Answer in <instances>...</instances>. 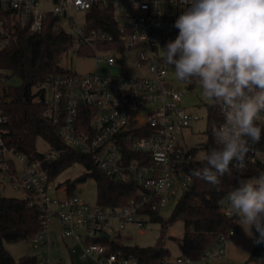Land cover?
<instances>
[{
  "label": "built area",
  "instance_id": "built-area-1",
  "mask_svg": "<svg viewBox=\"0 0 264 264\" xmlns=\"http://www.w3.org/2000/svg\"><path fill=\"white\" fill-rule=\"evenodd\" d=\"M185 7L186 0H0V51L16 41L20 29L40 32L53 17L55 29L68 32L72 38L67 54L91 56L96 63H105L118 72L101 75L69 70L55 75L44 86V102L66 148L90 156L109 178L141 187L126 206L105 209L76 191L69 195L67 184L54 186L47 166L63 149L49 146L41 157L30 159L9 147L5 141L8 117L0 96V180L9 177L15 188L26 192L24 198L40 207L43 231L31 239L34 248L47 244V229L55 219L62 238L76 244L70 252L78 259L97 264H139L133 255L112 246L122 245L130 226L144 233L143 227L150 220L144 210L160 211L168 200L180 197L192 185L193 178L184 169L192 157L190 150L181 146L179 135L203 119L183 105L184 92L198 83L179 81L174 66L165 62L162 49L178 35L173 25ZM92 9L112 12L108 25L112 31L89 26ZM131 54L141 71L135 77L128 74ZM9 75L0 68V92L9 85ZM176 82L185 90H179ZM217 113L222 124L224 116L218 106ZM257 123L264 125V119ZM249 160L264 164V152H254ZM54 191L63 196L54 199ZM224 211L233 216L231 208ZM238 223L218 237L202 260L225 257L226 245L236 236ZM101 237L109 244L99 242ZM189 262L183 257L169 260V264ZM37 264L54 263L46 258Z\"/></svg>",
  "mask_w": 264,
  "mask_h": 264
},
{
  "label": "trees",
  "instance_id": "trees-1",
  "mask_svg": "<svg viewBox=\"0 0 264 264\" xmlns=\"http://www.w3.org/2000/svg\"><path fill=\"white\" fill-rule=\"evenodd\" d=\"M91 16V18H90ZM112 19V12L92 9L89 13L90 27L108 26ZM72 47V38L64 30L55 29V19L50 17L40 32L20 29L16 41L6 49L0 51V68L10 72L9 77L18 78L19 85H11L0 92L1 107L8 117L6 128L8 134L5 141L30 159L41 157L36 148L37 141L43 139L49 146L63 149L60 157L47 166L51 180H55L63 171L75 163L82 164L86 172L74 181L67 182L68 194L76 190L77 184L88 179L97 183V204L105 209H115L126 206L135 198L141 187L135 182L116 181L106 176L87 155L66 148L61 141L57 128L53 126L45 105V84L55 75L67 74L69 70L62 66L64 55ZM207 142L202 147L205 153L215 146L211 128L221 124V117L217 113V106H208ZM259 143L251 145L246 155L245 168L242 171L231 168V175L225 174L221 178L220 190L217 191L205 181L192 176L193 183L179 197L177 205L168 220H164L159 211L144 210L150 217L149 221L161 225L162 234L155 246H124L114 245L112 249L120 247L126 254L133 255L139 264H169L171 255L165 246L168 226L176 220L184 224V235L180 239V250L183 258L199 261L204 253L215 243L222 234H227L237 226V218L225 213L229 208L222 204L228 197L229 191L238 186L239 179L258 176L264 171V164L251 162L249 157L254 152H264V125ZM192 157L190 164L184 167L191 175V170L204 165V159L198 158V149L188 152ZM1 178V177H0ZM1 182V180H0ZM42 211L37 204H31L29 198L5 197L0 194V264H37L36 257L25 256L16 260L8 252L5 243H18L31 240L43 231ZM99 242L109 244L108 239L101 237ZM257 250V249H256ZM256 252L251 257L255 260Z\"/></svg>",
  "mask_w": 264,
  "mask_h": 264
},
{
  "label": "clouds",
  "instance_id": "clouds-1",
  "mask_svg": "<svg viewBox=\"0 0 264 264\" xmlns=\"http://www.w3.org/2000/svg\"><path fill=\"white\" fill-rule=\"evenodd\" d=\"M174 40L162 48L175 77L198 83L224 122L211 128L215 146L191 176L220 190L231 168L242 171L264 119V0H186L173 25ZM233 215L254 243H264V171L239 179L228 193ZM255 228L258 236H254Z\"/></svg>",
  "mask_w": 264,
  "mask_h": 264
},
{
  "label": "rangeland",
  "instance_id": "rangeland-1",
  "mask_svg": "<svg viewBox=\"0 0 264 264\" xmlns=\"http://www.w3.org/2000/svg\"><path fill=\"white\" fill-rule=\"evenodd\" d=\"M62 66L67 70H70L78 74L94 73L97 71L101 75H118V72L111 69L105 63H96L91 56H78L76 54L68 53L64 55L62 59ZM128 74L132 77L141 75V71L136 68L133 54L130 55V62L128 64ZM9 84L19 85L21 81L15 77H9ZM175 85L181 91L185 90L184 85L181 82H176ZM183 105L190 111L198 113L202 116V120L194 123L192 127L185 130L179 135V141L186 151L192 149H198V158L204 159L205 151L203 150L204 144L207 142V109L208 106L214 105L213 101L203 95L202 88L198 84L193 89H190L183 94ZM36 148L39 152H45L48 150L49 145L43 139H39L36 144ZM86 172L84 166L79 163H75L63 171L55 180L54 186L64 187L69 181H74ZM21 176V173L18 174ZM77 193L84 199H87L90 203L96 204L97 202V183L94 179H88L85 182H80L76 186ZM0 194L5 197H18L24 198L26 192L21 188H15L10 182L9 177L4 179L0 183ZM54 199H59L63 195L61 193H52ZM179 199V195L168 200L166 204L159 211V215L168 220ZM222 204L226 207H230L228 203V197L222 200ZM144 233H141L140 229L136 226L129 227V233L124 232L122 244L124 246H140L149 247L155 246L159 237L162 234L160 223L149 221L143 227ZM49 239L47 244L40 248H34L31 240L21 241L18 243H5V247L14 259L19 260L25 256L36 257L38 261H42L46 258L54 264H97L92 260H80L76 256H71L66 246L67 240L62 238L61 228L58 222L53 221L48 226ZM184 235V224L181 220H176L174 223L168 226L166 231L165 246L170 252L172 259H176L181 255L180 239ZM225 259L218 257H208L207 260L191 261L186 264H222ZM247 264H256L250 262Z\"/></svg>",
  "mask_w": 264,
  "mask_h": 264
},
{
  "label": "crops",
  "instance_id": "crops-1",
  "mask_svg": "<svg viewBox=\"0 0 264 264\" xmlns=\"http://www.w3.org/2000/svg\"><path fill=\"white\" fill-rule=\"evenodd\" d=\"M252 232L254 236L259 235L258 233H256L255 228L252 229ZM65 244L69 250L70 255L76 256L70 252L71 247L75 248L76 244L70 240H67ZM255 252V260H251V257ZM222 259H225L222 264H247L250 262H254L256 264H264V243H254L253 238L249 237L245 233L244 229L240 226L236 236L230 239L227 243L226 255Z\"/></svg>",
  "mask_w": 264,
  "mask_h": 264
}]
</instances>
